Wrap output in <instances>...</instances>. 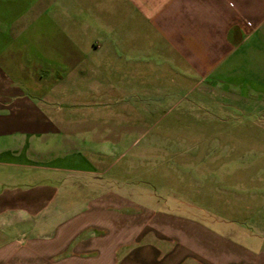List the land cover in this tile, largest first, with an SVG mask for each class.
Wrapping results in <instances>:
<instances>
[{
	"label": "crops",
	"instance_id": "1",
	"mask_svg": "<svg viewBox=\"0 0 264 264\" xmlns=\"http://www.w3.org/2000/svg\"><path fill=\"white\" fill-rule=\"evenodd\" d=\"M193 92L264 116V0H0V264H264L263 164H207L196 216L104 188L72 140L93 104L120 133Z\"/></svg>",
	"mask_w": 264,
	"mask_h": 264
},
{
	"label": "rangeland",
	"instance_id": "2",
	"mask_svg": "<svg viewBox=\"0 0 264 264\" xmlns=\"http://www.w3.org/2000/svg\"><path fill=\"white\" fill-rule=\"evenodd\" d=\"M129 102L135 120L121 123V129L129 127L125 129L129 131H105L94 116L111 114L113 107L94 104L83 112L88 114L86 120H75L69 128L89 169L103 168L96 175L104 188L119 185L137 205L200 216L187 206L197 203L189 200L182 205L175 200L181 199L180 193L191 199L195 180L206 179L202 174L207 173V164L238 167L243 162L240 158L254 164L248 170L238 167L232 176H226L233 183L253 177L257 164L264 167V116L243 114L238 107L198 92L179 101ZM230 153L231 160L226 159ZM218 173L222 179L223 172L219 169ZM80 177L90 179L87 173ZM201 204L207 208V202Z\"/></svg>",
	"mask_w": 264,
	"mask_h": 264
}]
</instances>
